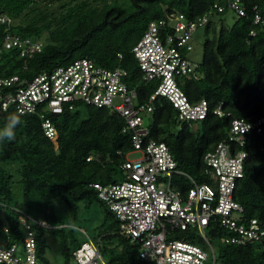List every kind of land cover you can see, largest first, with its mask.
Wrapping results in <instances>:
<instances>
[{
    "label": "trees",
    "instance_id": "trees-1",
    "mask_svg": "<svg viewBox=\"0 0 264 264\" xmlns=\"http://www.w3.org/2000/svg\"><path fill=\"white\" fill-rule=\"evenodd\" d=\"M214 1L0 0V15L12 19L9 27L0 22V45L7 31L35 38L46 33L44 47L31 57H21L16 49L3 50L0 77L17 74L30 78L88 57L102 67L126 69L127 84L137 87L140 102L146 101L157 83L142 80L132 47L149 22L163 18L165 11H178L191 19L208 13ZM241 2L247 16L233 15L232 24L227 26L223 21L228 12H222L214 16L221 21L218 27L213 19L206 24L204 29L210 36L203 43L201 76L198 80L185 79L181 85L190 101L202 97L207 100L208 116L194 126L184 123L175 132L176 112L166 98L158 96L148 118L149 137L164 142L178 168L198 182L208 180L203 156L226 137L230 121H252L264 115V27L252 22V6H264V0ZM252 28H256L254 36L249 34ZM218 104L226 113L223 117L212 113ZM12 114H17L12 108L2 113L0 128ZM48 117L57 129L53 139L45 135L37 114H24L16 128V139L0 141L1 246L21 244L24 231L19 216L27 214L53 226L47 229L34 225L39 263L54 264L46 256V233L51 231L59 240L60 264H67L85 237L81 227L63 226L56 202L72 224L83 210L97 205L104 210L96 238L100 254L108 257L106 264H145L139 257V247L119 233L118 221L92 186L121 179L120 164L132 148L131 132L122 130L123 118L108 108L87 104ZM263 146L262 135L247 133L244 173L237 182L234 199L242 205L245 217L257 218L264 226ZM180 183L182 190L188 188V183ZM215 228L208 229L209 233L214 235L218 230L219 235L222 230ZM216 248L217 259L224 264H264V247L258 243H216Z\"/></svg>",
    "mask_w": 264,
    "mask_h": 264
},
{
    "label": "built area",
    "instance_id": "built-area-1",
    "mask_svg": "<svg viewBox=\"0 0 264 264\" xmlns=\"http://www.w3.org/2000/svg\"><path fill=\"white\" fill-rule=\"evenodd\" d=\"M222 12L247 16L241 0H215L203 15L189 19L181 12L165 11L163 18L149 22L131 49L142 80L157 83L143 102L139 101L137 87L127 84L126 69L102 67L88 57L43 70L30 78L17 74L0 77V116L10 108L17 113L37 114L50 139L57 129L48 114L74 110L79 104L105 107L123 118L122 130L131 132L132 148L120 164L121 179L92 186L118 221L119 233L139 247V257L145 264H224L217 259L216 243H258L264 247V226L257 218L245 217L242 205L234 199L237 182L244 173L246 135L255 132L264 137V115L252 121H230L226 137L203 156L206 182H198L178 168L169 147L149 137L148 118L158 96L166 98L174 108L178 129L184 123L194 126L208 116L207 100L202 97L190 101L181 85L185 79L198 80L201 76L200 62L188 56L193 50L195 32ZM0 22L9 27L12 19L1 14ZM252 22L264 27V6H252ZM249 34L256 35V28ZM44 45L41 37H23L7 31L0 45V57L7 49H16L21 57H31ZM212 113L218 117L226 114L221 104ZM133 151L140 152V156L129 158ZM182 179L188 183L186 190L180 187ZM19 221L23 240L21 244L0 245V264H40L34 225L47 229L53 226L27 214H21ZM213 228L222 231L217 235L215 230L208 237L206 231ZM80 231L85 240L67 264H106L99 252V239L94 241L85 230Z\"/></svg>",
    "mask_w": 264,
    "mask_h": 264
},
{
    "label": "rangeland",
    "instance_id": "rangeland-1",
    "mask_svg": "<svg viewBox=\"0 0 264 264\" xmlns=\"http://www.w3.org/2000/svg\"><path fill=\"white\" fill-rule=\"evenodd\" d=\"M224 18L225 19H224L223 23L227 26L231 25L233 20H234L233 14L231 12H228ZM212 19H213V22H212L213 25L218 27L221 21L218 19V17H213ZM45 36H46V33L44 32L41 35V38L44 41H45ZM208 36H210V35L206 34L204 28H199L195 32L193 40H192L193 50L190 51L188 54L190 59L197 61V62L202 61L203 43ZM177 130H178V127L177 126L174 127L173 131L176 132ZM128 156L131 159H135V158H138L140 156V152L133 151ZM13 179H16V175H14ZM182 181L187 183V181L185 179H182ZM14 184L16 185V183H14ZM56 207H57L58 215H60V217L65 222L63 226H66V227L72 226L75 228L81 227L83 230L86 231V233L88 234V236L92 240H94V241L98 240L96 238L97 237L96 227L101 224V221H102L103 215H104V210L101 207H99L97 205H92L88 209L83 210L79 215V220H77L74 224H72L69 221V219L67 218V215L63 211L62 205L60 203L56 202ZM0 214H2V212H0ZM79 230H80V228H79ZM80 233H79V235H81ZM206 233H207V236L210 237L209 231H206ZM46 238H47V241L49 243V248L47 249L46 256L49 258V260L52 263L60 264L62 262V256L60 253L59 240H58L57 236L53 232L47 231ZM213 243L215 244L216 242H213ZM0 245H2L1 237H0ZM107 258L108 257L106 255L103 256L104 261H106ZM206 264H210V261H207Z\"/></svg>",
    "mask_w": 264,
    "mask_h": 264
},
{
    "label": "clouds",
    "instance_id": "clouds-1",
    "mask_svg": "<svg viewBox=\"0 0 264 264\" xmlns=\"http://www.w3.org/2000/svg\"><path fill=\"white\" fill-rule=\"evenodd\" d=\"M24 113L21 111L8 117L5 125L0 128V141H13L16 139V128L22 123Z\"/></svg>",
    "mask_w": 264,
    "mask_h": 264
}]
</instances>
